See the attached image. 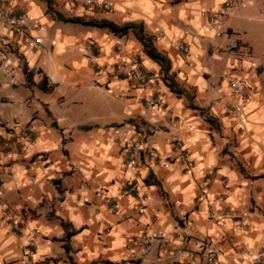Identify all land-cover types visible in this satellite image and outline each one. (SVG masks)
<instances>
[{
  "label": "crops",
  "instance_id": "crops-1",
  "mask_svg": "<svg viewBox=\"0 0 264 264\" xmlns=\"http://www.w3.org/2000/svg\"><path fill=\"white\" fill-rule=\"evenodd\" d=\"M109 1L0 2V264H208L202 239L219 264H264V0ZM58 14L141 23L169 70L132 29ZM128 144L169 162L126 167ZM145 235L147 248L131 244Z\"/></svg>",
  "mask_w": 264,
  "mask_h": 264
},
{
  "label": "built area",
  "instance_id": "built-area-1",
  "mask_svg": "<svg viewBox=\"0 0 264 264\" xmlns=\"http://www.w3.org/2000/svg\"><path fill=\"white\" fill-rule=\"evenodd\" d=\"M6 0H0L1 3H3ZM75 3L81 4L83 6H92L95 4H101L103 8L108 9L111 7L112 3L109 0H73ZM242 1V0H240ZM228 5V4H227ZM27 14L26 13H20L16 17H12L7 19V23L13 27V29H20V26L23 24V22H26ZM28 29L31 30L33 28V25L31 23H27ZM25 41L27 44L31 46H40L41 42L40 39L36 36H33L31 34L25 35ZM177 48L181 49L185 53L188 51V46L184 45L183 42L179 41L177 42ZM131 62L133 65H137V54L134 53ZM119 70H123L122 67L118 66ZM126 73H131V70H124ZM244 72V69L239 65H234L231 68V78L229 80L230 87L235 95L239 96L242 99H245L246 96V88H250V81L248 80V77L242 78L241 74ZM136 74L138 78L142 79L144 76L141 75L140 72L136 70ZM149 79L151 77L149 76ZM50 83V82H48ZM47 83V84H48ZM55 82H52L50 84H54ZM49 84V86H50ZM231 113L235 115L240 114V105L233 106ZM23 137L26 140H30V135L27 131L23 132ZM175 151H177L178 155L182 158L184 162H189V154L187 151H185L184 145L181 142L176 141L175 142ZM145 157L147 159H154L157 163H165L169 161H163L157 154V151L154 147H146L141 148L137 144H128L127 145V158H126V167H133L137 161ZM138 190V186L136 184H133L126 193L136 192ZM116 206V205H114ZM150 241V237L148 235H145L144 238L139 236H134L131 239V244L133 246L138 244H145V248H147ZM217 244L213 241H208L206 239L199 240L197 242V252L205 259L206 263L208 264H219L218 263V257H217ZM41 264H48V262H42Z\"/></svg>",
  "mask_w": 264,
  "mask_h": 264
},
{
  "label": "trees",
  "instance_id": "trees-1",
  "mask_svg": "<svg viewBox=\"0 0 264 264\" xmlns=\"http://www.w3.org/2000/svg\"><path fill=\"white\" fill-rule=\"evenodd\" d=\"M46 1L49 4L50 0H46ZM58 16L65 21L78 22V23H82L84 25H90V26H94V27H98V28H106L110 32H112L116 35L126 34V32L129 29H132L135 36L142 43L145 54L148 57H150L151 59H153L154 61L158 62L161 65L162 69H164L166 71L169 70L168 58L164 54H162L161 52L156 50V48L152 44L151 37L148 36L146 33H144L141 23L138 24V23L130 22V23H126L124 25H117V24L113 23L112 21H108V20H99V21L93 20V19L87 20V19H84L81 17L63 18L59 14H58ZM164 81L166 82V85L170 88L171 91L177 93L178 95L182 94L183 91L181 89L176 88L174 81L170 77H165ZM191 107L196 108V109L198 108L195 105H191ZM204 118L210 123L214 122V120L211 119L210 117L205 116Z\"/></svg>",
  "mask_w": 264,
  "mask_h": 264
}]
</instances>
